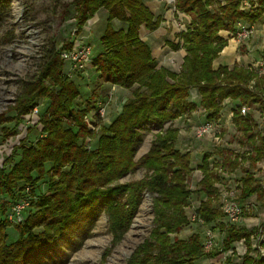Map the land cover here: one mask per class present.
<instances>
[{"label":"trees","instance_id":"16d2710c","mask_svg":"<svg viewBox=\"0 0 264 264\" xmlns=\"http://www.w3.org/2000/svg\"><path fill=\"white\" fill-rule=\"evenodd\" d=\"M54 1L63 7L73 6L76 33L100 8L106 10V25L99 37L101 50L91 66L99 79L130 90L131 97L103 128L96 147L88 149L83 117L95 106L94 93L84 105H76L79 89L73 79L64 75L60 59V51L70 48L71 42L62 43L59 49L44 46L42 68L23 84L12 107L14 114H0L3 123L17 126L41 98L48 102L38 118L43 135L33 144L22 139L13 148L12 157L6 159L11 167L0 169V214L23 197L25 186L34 196L29 199L23 222L14 225L16 237L9 242V223L0 215V264H40L35 257L37 252L57 250L59 241L77 245L74 234L84 239L101 213L108 215L113 235L120 236L134 216L143 191L154 195V228L151 240L138 249L142 256L131 264H195L200 258L215 257L220 249H232L234 254L232 245L240 239L247 248L240 264H264V256L251 254L254 228L221 220L224 214L215 206L220 195V173L231 174L237 169L243 173L237 185L242 214L248 211L244 206L248 198L264 197L261 180L243 166L245 161L252 167L264 162V135L254 130L256 122L251 112H240L243 105L264 110V74L256 67L237 62L216 69L212 66L228 39L235 35L238 22L254 26L264 21V0H249L252 7L247 10L239 8L241 0H174L175 11L188 17L185 28L175 34L176 42L166 41L171 49L185 51L178 72L157 67L150 47L139 36L142 25L153 31L163 21L143 0ZM8 4V0H0V12ZM113 20L125 24V28H114ZM191 89H196L198 102L189 100ZM226 99L233 102L231 122L241 133L239 144L247 148L241 153L220 148L215 152L220 160L212 161L214 152H205L197 166L201 177L194 190L187 183L192 171L190 153L175 147L179 130L171 125L156 135L140 160L134 161L144 123L162 126L199 107L204 111L205 122L216 121ZM3 128L9 130L7 136L16 134L12 127ZM18 150L19 158L14 161ZM47 162L50 166L45 169ZM139 166L150 174L133 182L109 185ZM45 175L47 190L43 191L38 181ZM192 193L199 197L197 218L204 224L213 223V231L223 235L221 248L205 251L199 232L186 239H170L171 234L189 224L185 209ZM259 243L264 249V238ZM225 264H231V260Z\"/></svg>","mask_w":264,"mask_h":264},{"label":"rangeland","instance_id":"374dc122","mask_svg":"<svg viewBox=\"0 0 264 264\" xmlns=\"http://www.w3.org/2000/svg\"><path fill=\"white\" fill-rule=\"evenodd\" d=\"M63 1L70 2L71 0ZM8 2V6H3L0 12V114L5 116L14 114L12 107L22 91L23 84L42 68L44 46L54 45L56 49H59L62 43L71 42L70 48L60 51L63 73L64 75L66 73H75L71 79L75 81L74 83L80 93L79 98L76 100V105H84L85 101L94 93L95 106L83 117L86 132L88 133L84 138V143L88 149H94L97 138L103 132V128H106L117 114L121 112L123 103L131 97L130 90L99 79L95 69L91 66L92 59L101 50L99 37L102 35L106 25V10L99 11L93 24L87 21L82 31L76 33L73 18L75 12L72 5L63 7L54 0H8ZM182 24L183 22L181 21L180 25H178L179 29H184ZM262 24H264V21L255 25V29L260 28ZM139 36L142 37V34H139ZM233 37L229 39H233L236 46V62L256 67L260 71L259 73L264 74V68H259V62H264L262 58L264 52V26L263 30L257 32H255L253 27L251 36L242 42L237 43ZM83 46L89 47V63L82 71H74L77 68L74 67L73 61L82 60L76 53ZM63 51H72L75 60L63 59L61 57ZM189 100L198 102L199 97L196 89L190 90ZM227 101L230 100L227 99ZM39 102L31 112L23 117L17 126H13V122L3 123V119L0 118V169L3 166L5 169L11 167L9 162H6V159L10 156L12 157L13 148L20 144L19 142L22 139L27 144H33L43 135L42 123L38 122V118L48 102L44 98H41ZM243 106L248 107L244 114L251 112L254 117L256 122L254 130L264 135V110L258 106H252L251 108L247 105ZM220 118L223 120V124L219 127L216 126V122L219 119L210 121L214 126L213 132L215 134L212 135L213 132H211L200 138H196L193 134L194 128L205 122L204 111L200 107L193 112L176 118L172 123L167 121L162 126L146 122L140 128L141 142L135 147L133 159L138 161L149 151L152 142L155 140L156 135L160 134L161 130L169 125L177 128L179 132L175 147L180 152L190 153L192 171L187 183L189 188L194 190L201 177V172L197 169V166L205 152H214V156L210 159L212 161L220 160L219 154L215 153L220 148H228L232 152L239 153L247 148V146L239 144L241 133L237 131L230 119L228 121V116H225V112ZM86 119L88 120L86 121ZM226 120L227 122H225ZM3 127H12L16 134L7 136L6 133L9 130ZM218 128L220 132L217 131ZM19 152L20 150L13 156L14 161L18 160ZM49 166L50 164L47 162L45 169L49 168ZM243 166L248 167L255 174V177L261 180L264 188V162H258L252 167L249 166L248 161H245ZM147 174H150V172L145 167L139 166L109 185L125 184L140 180ZM220 174L221 181L218 184L220 195L218 201L215 202V206L220 207L221 199L231 195L236 203L239 204L237 201V185L239 184V178L243 175L242 171L237 169L231 174ZM38 184L40 190H47V176L45 175L41 178ZM153 196L152 193L143 191L140 204L134 216L120 236L113 235L114 233L109 227L108 215L101 213L84 239L77 233L74 234L77 245L66 242V240L63 242L59 241V249L50 248L42 254L37 252L36 259H38L40 264H131L136 262L135 258L142 256L138 253V249L141 248L145 241L151 240L150 233L154 228ZM33 197L29 187L25 186L23 197L18 202L11 204L7 212L0 214L9 223L6 227L7 242L14 239L17 234L14 225L19 223H16L17 217L13 213L19 210L22 216L25 217L24 211L28 210L29 199ZM198 205L199 197L192 193L185 209L189 224L184 225L177 233L171 234L170 239L173 240L172 238L174 237L186 239L190 234L199 232L200 241L205 251L214 247L221 248L223 235L218 230L213 231V223L204 224L201 219L197 218L196 210ZM244 206L248 211L246 214H242L237 221L230 222L224 217L221 220L241 226H245L242 222L246 220L249 226L246 225L245 227L254 228V232L250 236L251 254L256 257H263L264 255L259 251L262 247L258 238H264V197L261 200L250 197ZM83 226L87 227V223L84 222ZM208 242L211 243L210 246L204 247V244ZM232 246L234 254L232 249L227 251H221L220 249V252L215 257L200 258L195 261V264H225L228 259L231 260V264H240L242 256L247 250L245 242L240 239L234 242Z\"/></svg>","mask_w":264,"mask_h":264},{"label":"crops","instance_id":"0c3cea01","mask_svg":"<svg viewBox=\"0 0 264 264\" xmlns=\"http://www.w3.org/2000/svg\"><path fill=\"white\" fill-rule=\"evenodd\" d=\"M145 5L151 10V12L154 15H159L162 18V22L159 25L158 28H156L153 31H150L145 28L144 25L141 26L139 34H142V37L140 38L145 41L148 46L150 47L152 57L155 58L157 62V67L163 66L167 69L178 72L180 65L182 63L183 57L185 55V51L183 48H179L177 50H173L166 44V41H173L176 42L175 34L180 32L183 29H179L178 25H180V22L182 21L183 28L185 21L188 19V17L182 13L176 12L174 8V0H143ZM103 8L99 9L94 16L89 19V23L93 24L94 20L97 19L96 14L99 11H102ZM173 18V20H172ZM114 28H125V24L119 22L118 20L112 21ZM264 24L260 28L255 29V32L259 30H263ZM87 28V27H86ZM89 30V28H88ZM233 39H228L227 45L222 49V51L219 53L218 57L214 59L212 66L214 69L219 67L220 65H228L231 66L236 62V53H235V43L233 42ZM233 106L232 101L224 100L222 102V109L220 111V117L225 112V116H228L231 120V109ZM227 122V120L225 121ZM223 124V120L219 118V120L216 122V126L219 127ZM219 128H218V130ZM254 197L255 196H251ZM245 226H249L247 224V221L244 220L242 222Z\"/></svg>","mask_w":264,"mask_h":264},{"label":"built area","instance_id":"2783aa9c","mask_svg":"<svg viewBox=\"0 0 264 264\" xmlns=\"http://www.w3.org/2000/svg\"><path fill=\"white\" fill-rule=\"evenodd\" d=\"M251 7H252V5L249 2V0H241L240 6H239V8L241 10H247V9H249ZM252 33H253L252 25H249V24L244 23V22H238L236 24V32H235V35H234L233 38L235 39V41L237 43L238 42H242L243 40L248 39L251 36ZM88 53H89V47L83 46L76 53V55H79L81 57V59H82L81 61H77V62L73 61V60H75V56L72 53V51L71 52L70 51H63L61 53V57L63 59H65V60L73 61L74 67L77 68V70H74V71H82L86 67L87 63H89V61H88V58H89ZM90 57H91V55H90ZM259 67L260 68H264V62L263 61L259 62ZM73 74H75V73L74 72L66 73V75L69 76L70 78L72 77ZM247 108L248 107H246V106H241L240 112L242 114H244L246 112ZM86 118H88V117H86ZM87 120L88 119H86V121ZM213 131H214V126H213L212 123L203 122V123L197 125L194 128V133L193 134H194V136L196 138H200V137H203L205 135L210 134ZM214 134H215V132H213L212 135H214ZM220 209L223 212L225 219L227 221H230V222L237 221L242 216V209H241L240 205L236 203V201L232 197V195L229 196V197H223L221 199ZM20 212L21 211L16 210V212L13 213V215L15 214L16 217H17L16 223H21L24 220V217L22 216V214ZM263 232H264V228H263ZM258 240H259V242H261V240H263V238L259 237ZM210 244L211 243L208 242V243L204 244V247H209ZM259 251L261 252L262 255H264V249L263 248L261 250H259Z\"/></svg>","mask_w":264,"mask_h":264}]
</instances>
